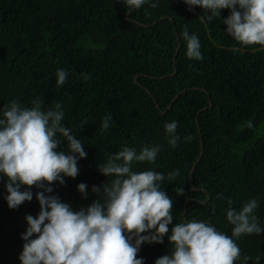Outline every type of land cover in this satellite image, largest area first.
Listing matches in <instances>:
<instances>
[{"label": "trees", "instance_id": "obj_1", "mask_svg": "<svg viewBox=\"0 0 264 264\" xmlns=\"http://www.w3.org/2000/svg\"><path fill=\"white\" fill-rule=\"evenodd\" d=\"M155 2L156 8L129 9L123 0H0V108L14 99L31 107L37 97L43 110L61 103L63 124L73 127L87 156L78 161V175L65 177L63 185L53 182L48 195L74 210L97 199L93 185L113 179L97 167L109 154L158 144L154 164L137 162L133 168L164 173L161 190L173 200L170 230L185 222L184 213L186 221L201 220L231 236L227 209L239 210L252 198L264 226V46L240 44L219 18L208 22L200 17L203 9L189 11L182 0ZM229 14L222 9L221 19ZM185 28L198 35L202 60L186 56ZM58 69L68 72L61 86ZM209 100L212 108L200 111ZM105 116H111V126L102 131ZM173 120L181 137L176 148L164 128ZM201 142L192 190L189 172ZM57 150L67 151L66 141ZM177 169L180 174L167 179ZM5 183L0 178V264H20L25 217L38 215L35 193L41 189L22 186L33 199L10 209ZM80 183L88 186L86 196L77 191ZM236 242L241 258L251 257L247 264H264V231ZM172 250L165 235L163 243L142 244L137 258L154 264Z\"/></svg>", "mask_w": 264, "mask_h": 264}, {"label": "clouds", "instance_id": "obj_2", "mask_svg": "<svg viewBox=\"0 0 264 264\" xmlns=\"http://www.w3.org/2000/svg\"><path fill=\"white\" fill-rule=\"evenodd\" d=\"M182 2L189 11L194 7L203 9L200 17L208 22L219 18L226 25L224 31L240 44L264 46V0ZM123 3L129 9H140L145 4L158 7L155 0H123ZM222 9L230 13L223 19ZM181 37L186 41V56L202 60L198 35L185 28ZM56 75V83L61 86L68 72L58 69ZM42 103L37 97L31 107H25L14 99L0 108V178L6 180L7 206L15 209L33 199V192L22 191V186L41 189L35 193L38 215L25 217L27 227L21 235L25 243L18 257L20 264H145L143 257L137 258L141 245L163 243L165 235L173 250L157 258L154 264H235L237 260L247 264L251 259L246 255L241 258L236 240L264 231L255 214L259 207L255 198L239 210L227 209L226 219L233 226L231 236L196 219L175 223L169 229L174 219L173 200L161 190L166 179L164 173L151 169L138 172L133 168L137 162L154 164L160 152L158 144L145 145L139 152L125 146L109 154L97 167L101 174L113 179L92 186L97 199L87 207L74 210L58 196L48 195L53 192V182L63 185L65 177L78 175V161L87 153L73 127L64 126L61 103L48 110H43ZM111 119V116L103 118L102 131L109 129ZM252 126L249 121L248 127ZM164 128L170 147H178L181 140L177 134L178 121L167 122ZM62 140L67 143V151L57 150ZM179 174L177 169L168 173L167 179ZM87 187L85 183L77 185L82 197L87 195ZM176 193L182 195L183 188L176 189Z\"/></svg>", "mask_w": 264, "mask_h": 264}, {"label": "water", "instance_id": "obj_3", "mask_svg": "<svg viewBox=\"0 0 264 264\" xmlns=\"http://www.w3.org/2000/svg\"><path fill=\"white\" fill-rule=\"evenodd\" d=\"M176 49H178V46H177ZM135 83H136L137 85L141 86L142 88H144V89L146 90V92H147L149 95H151L150 91H149L147 88H145L142 84H140L139 81H138L136 78H135ZM201 90L204 91V92H206V90H205L204 88H201ZM207 95H208V97H210L209 94H207ZM176 96H177V95H176ZM176 96H175L174 99H176ZM174 99H173V100H174ZM173 100H172V101H173ZM169 106H170V105H169ZM169 106L167 107V109L169 108ZM212 106H213V104H212V102L209 100V104H208V106L201 108L200 111H204V110H206L207 108H212ZM156 107L159 108V105H158L157 103H156ZM163 112H164V111H163ZM197 120H198V119L196 118V121H197ZM202 154H203V144H202V142H201V143H200V152H199V155H198L197 159L194 161V163L192 164L191 169H190V172H189V173H190V174H189V175H190L189 178H190V184H191V189H192V190H197V188H195V187L193 186L192 171L195 169L197 162L201 159ZM189 199H191V198H189ZM189 199H187V201H188ZM183 220L186 221V220H185V215H184V213H183Z\"/></svg>", "mask_w": 264, "mask_h": 264}]
</instances>
